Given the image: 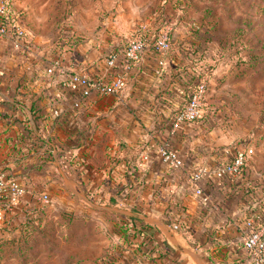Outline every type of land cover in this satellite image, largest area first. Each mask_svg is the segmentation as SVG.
I'll return each mask as SVG.
<instances>
[{
  "label": "crops",
  "instance_id": "crops-1",
  "mask_svg": "<svg viewBox=\"0 0 264 264\" xmlns=\"http://www.w3.org/2000/svg\"><path fill=\"white\" fill-rule=\"evenodd\" d=\"M122 46L106 42L99 56L76 65L60 59L91 78L109 77L105 55ZM32 51L23 56L0 37V171L29 191L48 190L49 176L56 177L72 201L127 220L137 229L127 256L142 255L141 264H192L166 244L161 225L174 228L202 264H248L242 222L264 205L262 186L247 173L236 181H203L213 201L202 203L186 183L193 169L224 164L234 151L204 120L172 129L196 82L189 50L171 46L162 56L146 49L120 94L81 100L63 90L58 77L45 75L51 48ZM161 148L176 152L183 166L162 161ZM141 154L146 160L140 164Z\"/></svg>",
  "mask_w": 264,
  "mask_h": 264
},
{
  "label": "rangeland",
  "instance_id": "rangeland-1",
  "mask_svg": "<svg viewBox=\"0 0 264 264\" xmlns=\"http://www.w3.org/2000/svg\"><path fill=\"white\" fill-rule=\"evenodd\" d=\"M10 14L30 50L51 48L48 61L75 65L106 42L126 45L152 23L169 24L171 46L189 50L194 80L205 81L204 123L223 146L253 149L243 171L264 192V0H12ZM59 181L47 180L50 203L32 217L38 231L1 247L0 264H141L127 256L137 229L72 201Z\"/></svg>",
  "mask_w": 264,
  "mask_h": 264
},
{
  "label": "built area",
  "instance_id": "built-area-1",
  "mask_svg": "<svg viewBox=\"0 0 264 264\" xmlns=\"http://www.w3.org/2000/svg\"><path fill=\"white\" fill-rule=\"evenodd\" d=\"M12 0H0V37L6 40L15 52L30 57L32 50L24 43L23 32L12 23L10 5ZM160 21V20H159ZM170 25L152 23L150 28H142L137 36L126 45L112 50L105 55V63L111 76L91 78L82 71L70 66H64L60 58L49 59L45 67V75L58 77L59 86L80 100L95 93L98 96H115L120 94L126 86L128 75L132 67L140 61L146 49H151L164 56L171 49L169 37ZM120 57V61L117 59ZM33 58V56H31ZM114 72V73H113ZM108 77V78H105ZM204 79H199L190 89L184 106L173 117L172 129L176 130L185 123L198 122L204 119L203 102L206 96ZM80 100L72 104L78 108ZM58 116L57 110L51 112ZM159 157L172 168H180L183 161L173 150L161 148ZM253 155L250 147H234L233 155L224 164L213 168L199 166L186 177V183L193 195L202 203L213 200L202 189L203 181H217L225 178L239 180L243 177L244 169ZM146 155L141 154L140 164L145 162ZM50 203L49 195L44 191H29L20 181L6 172L0 171V235L9 236L17 233L30 223V219L40 213L41 208ZM242 248L247 252L248 264H264V205L260 211L250 210L242 222Z\"/></svg>",
  "mask_w": 264,
  "mask_h": 264
},
{
  "label": "water",
  "instance_id": "water-1",
  "mask_svg": "<svg viewBox=\"0 0 264 264\" xmlns=\"http://www.w3.org/2000/svg\"><path fill=\"white\" fill-rule=\"evenodd\" d=\"M163 228V235L165 237V242L170 248L174 250L176 253H180L182 255H186L190 258L192 264H202L196 252L189 247L188 244H184L176 239L174 236V228H169L168 225H161Z\"/></svg>",
  "mask_w": 264,
  "mask_h": 264
},
{
  "label": "trees",
  "instance_id": "trees-1",
  "mask_svg": "<svg viewBox=\"0 0 264 264\" xmlns=\"http://www.w3.org/2000/svg\"><path fill=\"white\" fill-rule=\"evenodd\" d=\"M199 80V79H198ZM196 80V82L198 81ZM195 82V83H196ZM193 86V85H192ZM191 86V87H192ZM191 87L189 88L188 92H187V96H186V99L188 98V95H189V92H190V89ZM38 215V214H37ZM36 215V216H37ZM34 218H31L30 219V223L26 226V227H23L21 228L17 233H18V236L17 237H14L10 240H7L5 242H1L0 243V248L2 247L4 250L7 248V247H11V246H14L16 247L18 245V243H21V244H24L26 242H28V239H30V237L32 236V234H35L38 230L36 228H32L34 226H32V220ZM139 235L143 238H149L148 236H145L144 233L140 232ZM1 257V256H0Z\"/></svg>",
  "mask_w": 264,
  "mask_h": 264
}]
</instances>
